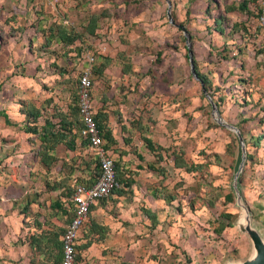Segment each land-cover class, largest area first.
<instances>
[{
    "label": "crops",
    "instance_id": "obj_1",
    "mask_svg": "<svg viewBox=\"0 0 264 264\" xmlns=\"http://www.w3.org/2000/svg\"><path fill=\"white\" fill-rule=\"evenodd\" d=\"M133 1L0 0V157L7 169L27 170V175H22L24 183L30 172L38 173L41 178L39 173L51 172L52 166L47 164L54 163L53 158L50 161L47 155L42 156L44 149L34 129L38 131L48 121L53 125L51 130L62 134L63 140L72 138L75 129L70 120H78L79 124V118L74 103L75 89L69 78L74 76L73 69L87 65L78 62L82 49L87 48L86 45L93 48L89 47L94 61L87 65L93 82L90 90L93 113L103 131L109 132L113 140L112 147L116 150L111 152L117 166L121 158L125 161L121 162L124 168L132 169L124 174L129 183H120L122 191L97 201L87 217L86 227L91 238L88 251L98 257L102 251L111 250L117 255L113 264H132L134 255L129 260L128 254L138 249L136 237L145 230L152 231L160 220L159 213L165 214V207L176 200V192L188 178L182 173L197 178V171L205 165L193 163L186 151L178 146V122L174 115L161 119L163 125H159L155 117L160 109L176 107L179 102L183 103L180 108L189 103L190 111L196 104L195 98L183 101L186 74L179 69L181 78L185 79L176 82L164 67L168 59H174V66L181 57L178 53L176 59L167 50H182L189 65V76L204 87L195 71L190 69L185 36L177 25H183L187 32L193 67L195 65L197 72L205 76L207 89L212 76L220 77L228 69V59L241 52L246 41L258 43L255 53L264 56V50L259 48L264 35L256 31L249 3L240 10L235 0H229L228 5H216V9L209 10V16L205 11L207 5L204 9L201 7L203 0L191 1L187 10L182 8V3L187 0H180V5H174L169 21L166 11L170 6L168 8L166 0ZM13 27L19 29L17 35H8ZM69 38L73 39L70 43ZM168 42L181 43L182 47H172ZM196 44L206 50L203 59L207 62L200 61L199 66L194 49ZM228 44L232 47L224 49ZM220 49L219 58L215 52L218 54ZM225 52L229 58H225ZM49 55L53 57L50 60H54V69L47 73L40 61ZM212 60H215L214 69ZM221 67L223 69L218 71ZM181 94L182 98L178 99ZM185 111L187 108L182 112ZM156 130H161L158 138ZM160 135L168 143H162ZM241 136L244 141L242 133ZM57 144L54 150L58 148ZM47 154L52 156L53 150ZM238 160L239 156L234 170ZM194 164H198V168H193ZM169 172H173V177H169ZM141 173L144 179H141ZM179 174L182 178L177 176ZM75 182L79 181L72 179L70 187ZM12 186L6 184L5 190H14L11 199L14 207H9L4 219L19 214L23 193L20 189L15 193L16 188ZM9 200L7 196L3 202ZM62 200L65 201L63 196L60 197ZM49 230L45 226L36 229L37 238L31 245L34 264H54L48 249ZM60 235L56 241L59 247ZM6 247L1 241L0 256L8 254ZM20 254L23 264V253ZM60 257L59 250L57 260ZM16 258H19L17 253ZM0 263L5 264V261Z\"/></svg>",
    "mask_w": 264,
    "mask_h": 264
},
{
    "label": "rangeland",
    "instance_id": "obj_2",
    "mask_svg": "<svg viewBox=\"0 0 264 264\" xmlns=\"http://www.w3.org/2000/svg\"><path fill=\"white\" fill-rule=\"evenodd\" d=\"M137 1L140 0L133 2ZM191 1L193 0L182 3V8L187 10ZM228 1L203 0L201 7L204 9L206 4L205 11L210 16L209 10L216 9V5L224 7L228 5ZM238 1L240 0H235L237 4ZM179 3L180 0H170L171 5L168 10L170 16L174 13V5H180ZM255 28L258 34L264 35L259 28ZM18 31V28L13 27L7 34L15 36ZM163 34L166 35V32ZM168 43L172 47H182L181 43L176 45ZM188 44L190 45L189 40ZM257 44L246 41L241 52H237L235 56L228 59V69L226 68L220 77L212 76L208 89L204 86L206 93L202 91L200 83L189 76V65L182 50L176 51L175 48L167 50L174 54L176 59L178 53L181 57L174 66L172 64L174 59H168L164 67L168 68L176 82L181 78L179 69L182 70L183 75L186 74L188 82L183 84V87H186L182 92L185 94L183 101L185 103L184 99L195 98L196 104L190 111L189 103L184 108H180L183 103L179 102L176 107L160 109L161 112L159 115L156 113L155 117L158 118L159 125H163V122H160L161 119L164 120L167 116L174 115L178 122L176 128L179 138L178 146L186 151L193 163H204L205 165L197 171V178L193 177L194 180L190 175L182 173L183 177L188 178L184 184L182 182L180 191L176 192L178 195L176 200L165 207V214L164 212L162 214V211L159 213L160 220L157 221L158 225L152 231L145 230L136 237L138 238L136 242L138 249L128 254L129 260H131V255H134L132 264H225L226 262L238 264L250 257L253 252L247 234L237 227L236 219L240 209L231 187L234 164L240 155L239 143L232 131L215 122L209 98L215 102L222 120L232 123L244 136L245 159L237 178V187L242 202L249 211L250 224L264 241V141L254 143L255 137L264 133V56L255 53L258 49ZM86 46L88 49H85L91 52L90 48H93ZM229 46L232 47L228 44L224 46V49H228ZM259 48L264 50V42H261ZM194 49L198 57L197 65H200V61L206 63L207 60L203 59L206 50H203L199 44H196ZM220 51L221 49L218 54L215 52L216 57L220 58ZM224 54L225 58H229L226 52ZM51 58L53 57L49 55L40 61L43 71L47 73L54 69V60L51 61ZM163 60L162 63H164ZM212 63V69H214L215 60H212ZM222 69L221 67L218 71ZM76 74L77 70L73 69L74 76L69 78V83L74 89ZM183 79L185 78H181L179 82H183ZM182 94L178 99L182 98ZM185 108L187 111L182 112ZM70 123L75 129L69 140L71 146L66 145V141L63 144H57L58 148L53 149L52 154L54 163H50L52 170L47 171L48 173H39L41 178L38 173L30 172L24 183L22 175L26 176L27 170H15L14 167L7 169L3 165V158L0 157V242L2 241L7 246L6 249L9 248L6 256H0V261H5V264H22L20 252L23 253V264H34L32 258L34 251L31 245L33 239L37 238L36 229L43 226L50 228L47 236L49 254L52 262L58 264L59 246L56 247L55 244H57V236L61 234L69 220L67 210L61 202L59 203L60 197L67 190H71L72 179L84 182L96 174L93 155L83 145V139L77 132L80 127L78 120L71 119ZM160 131L156 130L157 138ZM165 139H162L160 135L162 143H168ZM109 148L113 152L116 150L112 147V143H109ZM119 162L118 175L126 177L124 174L132 169L128 166L124 168L121 162L125 161L121 158ZM56 172L58 176H55ZM169 173L171 177L173 172ZM141 175V179H144V174L141 173ZM35 176L40 179H36ZM177 176L181 177L180 174ZM173 179L170 180L173 181ZM6 184L13 185L12 187L16 188L15 193L19 189L20 193H23L20 198L19 214L13 216L12 219H4L9 207H14V202L12 203L13 200H11L14 190L7 192ZM7 196L10 200L5 203L3 201ZM66 198L68 199V196L65 200ZM223 213H229L231 217L226 219L222 216ZM227 221L230 223L229 226H220L221 223L226 224ZM90 241L91 238L85 225L79 231L76 240L74 264H98L100 261L103 264H113L116 261L117 255L111 250L102 251L98 257L94 252L88 251ZM16 253L19 258H16Z\"/></svg>",
    "mask_w": 264,
    "mask_h": 264
},
{
    "label": "built area",
    "instance_id": "obj_3",
    "mask_svg": "<svg viewBox=\"0 0 264 264\" xmlns=\"http://www.w3.org/2000/svg\"><path fill=\"white\" fill-rule=\"evenodd\" d=\"M49 1V0H48ZM255 27L264 33V0L259 3V10L254 18ZM94 55L82 49L78 62L91 64ZM77 70L76 95L77 111L81 121L80 134L85 141V147L93 155L98 164V174L90 184L75 182L71 186V194L63 202L66 208L71 206V215L60 235L61 257L58 264H74L75 245L78 233L87 222L89 208L98 200L110 196L119 187L115 176L114 157L111 150L105 146L93 118L90 90L92 82L88 66Z\"/></svg>",
    "mask_w": 264,
    "mask_h": 264
},
{
    "label": "trees",
    "instance_id": "obj_4",
    "mask_svg": "<svg viewBox=\"0 0 264 264\" xmlns=\"http://www.w3.org/2000/svg\"><path fill=\"white\" fill-rule=\"evenodd\" d=\"M260 1H263V0H240V1H238L239 3L237 4V6H238V8L240 9V10H243L245 7H246V3H249L250 4V7H251V10H250V14H251V16H252V18H253V20H254V18L256 17V15H257V13H258V10H259V2ZM72 40L73 39H70L69 38V41H68V43H70V42H72ZM194 71H195V73H196V75H197V77L199 78V80L201 81V83L207 88V80H206V78H205V76H203V75H200L198 72H197V70H196V68H195V65H194ZM76 80V84H75V90H74V103H75V110H76V113H77V117L79 118V116H78V111H77V104H76V100H77V95H76V86H77V79H75ZM91 82H92V80H91ZM211 96V95H210ZM96 117H97V115L95 114V115H93V118H94V121H95V123H96V126H97V129H98V131H99V133L101 134V136H102V138H103V140H104V144H105V146L106 147H108L109 148V143H113V140L111 139V137L109 136V132H106L105 130L103 131V129L101 128V126H100V124H99V122L97 121L98 119H96ZM79 125H80V127L78 128V130H77V132H79V134H80V129H81V121H80V118H79ZM53 127V125H50V123H48V121H45L44 122V125L38 130V131H35V129L33 130V132L35 133V134H37V136H38V139L40 140V145L43 147V149H44V151H43V154H42V156H48V158H49V160H50V158H52V156L51 155H48L47 154V152L49 151V150H53V147L57 144V143H59V142H65L66 141V145L67 144H69L68 146H71V141L69 142V139H66V140H63V136H62V134H59V133H57L56 131H52L51 130V128ZM145 140V142H146V144H148V145H151L150 143H149V141L147 140V139H144ZM260 140H263L264 141V133H262V134H260V135H257L256 137H255V141H254V143L255 144H258L259 143V141ZM48 143H50V145H48ZM41 156V157H42ZM51 161V160H50ZM95 163H96V161H95ZM44 165H46V162H44L43 163ZM50 164V162L47 164V165H49ZM114 165H115V176H116V178H117V180H118V182H119V186H120V183H123V181H125L126 182V177H122V175L121 174H119L118 175V173H119V169H118V166H117V164L115 163V161H114ZM195 166H192L193 168H195V167H197L198 168V164H194ZM96 174H95V176L93 177V178H89V179H87V182H84L85 184H90V183H92L93 181H94V179H95V177H96V175L98 174V164L96 163ZM123 183V185L125 184V185H127L129 182H128V180H127V182L126 183ZM83 183V182H82ZM120 191H122L119 187L118 188H116V189H114L113 191H112V193L113 192H120ZM111 193V194H112ZM66 194V195H65ZM70 194H71V190L69 189V190H67L66 191V193H64V195H62L63 196V198H64V200H65V197H69L70 196ZM226 197H228V198H230L229 196H227L226 195ZM67 199V198H66ZM100 200H102V199H100ZM100 200H98V201H100ZM61 202V204H63V201H59V203ZM62 206V205H61ZM64 206V205H63ZM65 207V206H64ZM63 208V207H62ZM91 208V207H90ZM90 208H89V211H90ZM65 209L67 210V212H68V218L70 217V215H71V206L69 207V208H66L65 207ZM89 211H88V213H89ZM222 216L224 217V218H226V219H229L230 217H231V215L229 214V213H223L222 214ZM87 224V222L85 223V225ZM85 225L83 226V228L85 227ZM229 226L230 225V223H229V221H227L226 222V224H223V223H221V225L220 226ZM48 241H49V239H48ZM52 242H54L53 240H52ZM39 244L37 243L35 246L37 247ZM89 245V244H88ZM55 246L56 247H58V245H56L55 244ZM59 250H60V253H61V249H60V247H59Z\"/></svg>",
    "mask_w": 264,
    "mask_h": 264
},
{
    "label": "water",
    "instance_id": "obj_5",
    "mask_svg": "<svg viewBox=\"0 0 264 264\" xmlns=\"http://www.w3.org/2000/svg\"><path fill=\"white\" fill-rule=\"evenodd\" d=\"M166 3H167V6L169 8L170 1L166 0ZM166 17L169 21H171V17H170L168 10L166 11ZM177 26L179 27V29L182 31L183 35L185 36L186 47L188 49V61L190 64V69L193 72L194 71L193 70V63H192V59H191L190 54H189V45H188L189 39L187 36V32H186L183 25H177ZM202 91L204 93H206V89L204 87H202ZM207 97L209 98V96H207ZM209 102H210L211 110H212L213 115H214L215 122L226 127L230 131H232L235 134L237 142L239 143L240 155H239V160H238V164L236 166V169L233 172L231 187H232V190L235 194L236 203L238 204L239 209H241L243 211L242 215L240 214V216L237 217V219H236L237 227L240 231L247 234L248 238L251 241L253 252H252L250 257L242 260L238 264H264V241L262 240L259 233L251 226L250 220H249V216H250L249 211H248L246 205L242 202V199L240 197V193H239V190L237 187V178H238V176L242 170V166H243L244 159H245V150H244L243 138H242L239 130L234 125L226 123L220 119V116L218 114L216 106L210 100V98H209ZM225 264H234V263L226 262Z\"/></svg>",
    "mask_w": 264,
    "mask_h": 264
},
{
    "label": "bare ground",
    "instance_id": "obj_6",
    "mask_svg": "<svg viewBox=\"0 0 264 264\" xmlns=\"http://www.w3.org/2000/svg\"><path fill=\"white\" fill-rule=\"evenodd\" d=\"M243 211L240 209L238 217L240 216V214L242 215ZM249 220H250V216H249Z\"/></svg>",
    "mask_w": 264,
    "mask_h": 264
}]
</instances>
